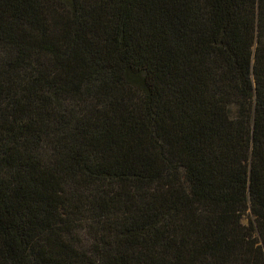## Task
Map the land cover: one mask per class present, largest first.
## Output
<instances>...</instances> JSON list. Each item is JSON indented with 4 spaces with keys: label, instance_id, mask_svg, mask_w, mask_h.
I'll return each instance as SVG.
<instances>
[{
    "label": "trees",
    "instance_id": "obj_1",
    "mask_svg": "<svg viewBox=\"0 0 264 264\" xmlns=\"http://www.w3.org/2000/svg\"><path fill=\"white\" fill-rule=\"evenodd\" d=\"M0 264H264V0H0Z\"/></svg>",
    "mask_w": 264,
    "mask_h": 264
}]
</instances>
